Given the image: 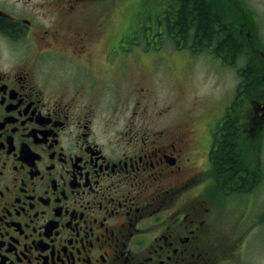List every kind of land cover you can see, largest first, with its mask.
<instances>
[{
  "label": "flooded vegetation",
  "instance_id": "obj_1",
  "mask_svg": "<svg viewBox=\"0 0 264 264\" xmlns=\"http://www.w3.org/2000/svg\"><path fill=\"white\" fill-rule=\"evenodd\" d=\"M93 1L66 0L64 10L78 18ZM206 1L224 14L239 53L202 37L191 52L225 72L242 164L247 132L264 135V11L256 0ZM2 19L14 27L0 29V264H231L240 245L224 226L228 198L248 183L216 160L225 134L214 123L207 133L184 127L174 107L153 106L128 70L141 59L83 56L89 30L64 29L74 32L71 53H60L53 26L39 35L38 56H26L39 26L0 0ZM23 37L25 55L3 56Z\"/></svg>",
  "mask_w": 264,
  "mask_h": 264
},
{
  "label": "rangeland",
  "instance_id": "obj_2",
  "mask_svg": "<svg viewBox=\"0 0 264 264\" xmlns=\"http://www.w3.org/2000/svg\"><path fill=\"white\" fill-rule=\"evenodd\" d=\"M150 1L95 0L94 4L80 8L81 14L78 18L66 14L64 10L66 0H2V7L14 18H31L35 26H39L36 36L33 33L34 42L31 40L34 47L26 56H38L37 39L39 35L53 26L61 30L58 39L63 43L54 42L53 46L60 53L64 50L71 53L67 47L68 43H72L69 35L74 32L63 33L64 29L74 30L76 28L77 31L82 32L86 29L90 33L86 39L87 48L83 56H134V58L142 56L140 64L132 63L128 70L140 76L141 80L146 83L150 89V99L156 103L153 106L157 108L174 107L178 121L184 127L195 131L203 129L206 131L205 126L203 128L204 122L221 103L226 101L229 88L225 72L208 56H195L192 62H183L182 60L191 56L190 53L179 51L174 43L166 39L162 49L149 52V48L146 49L147 46L145 47L144 42L141 41L142 35L133 33V31L140 29L141 24L144 23L147 16L144 12L147 11ZM255 3L260 5V10L264 11V0H256ZM138 41L141 42L140 46L133 44ZM155 42L158 46V41ZM28 44L29 40L26 37L18 38L15 42L16 52L12 49L9 51L10 46L7 44L3 46L2 54L3 56L25 55ZM151 56L171 57L154 67L149 61L152 59ZM100 69L104 72V67ZM57 73L65 75L68 72L63 68ZM202 115L206 116L196 119V116ZM258 142L254 141V144L253 140L247 139L244 147L241 146L248 156L246 164L254 169H259L256 162L249 158L254 152L260 155V161H262L260 167H264V143L256 148ZM261 172H263L262 184L259 189L255 190L254 195L251 193L228 200V218H225L228 219V224L224 221V226L232 232L230 235L232 243L238 237L240 248L242 244H240L239 236L245 237L248 233L246 246L241 249L242 253L231 257L234 263L264 264V224L257 222V219L261 220V218L264 221V168ZM240 222L242 223L238 226ZM256 222L260 226L256 225L257 229L254 230Z\"/></svg>",
  "mask_w": 264,
  "mask_h": 264
},
{
  "label": "trees",
  "instance_id": "obj_3",
  "mask_svg": "<svg viewBox=\"0 0 264 264\" xmlns=\"http://www.w3.org/2000/svg\"><path fill=\"white\" fill-rule=\"evenodd\" d=\"M144 14L147 15L144 23L133 33L142 35L141 41L144 42L145 47L147 46L146 49L149 48V52L162 49L165 39L181 48L186 47L193 39L202 37L204 43L216 46L221 52L228 49L231 55L239 53V44L231 30L226 28L224 14L206 0H151ZM5 27L14 26L3 19L0 20V29ZM180 35L184 37L181 38ZM155 41H158L159 48ZM133 44L140 46L141 42ZM233 57L235 56H231L230 59L232 60ZM233 111L239 112L237 109ZM237 116V113L231 112L220 129L225 136L218 141L216 160L222 170L227 168L223 171L224 175L239 181H243L245 176L248 187L242 188L241 191L250 193L253 190L252 183L260 176V170L251 168L246 163H239L236 143L239 132L237 122L240 116Z\"/></svg>",
  "mask_w": 264,
  "mask_h": 264
},
{
  "label": "bare ground",
  "instance_id": "obj_4",
  "mask_svg": "<svg viewBox=\"0 0 264 264\" xmlns=\"http://www.w3.org/2000/svg\"><path fill=\"white\" fill-rule=\"evenodd\" d=\"M219 4V3H218ZM221 6V5H220Z\"/></svg>",
  "mask_w": 264,
  "mask_h": 264
}]
</instances>
